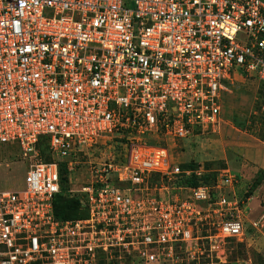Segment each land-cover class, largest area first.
Segmentation results:
<instances>
[{
    "label": "built area",
    "instance_id": "2783aa9c",
    "mask_svg": "<svg viewBox=\"0 0 264 264\" xmlns=\"http://www.w3.org/2000/svg\"><path fill=\"white\" fill-rule=\"evenodd\" d=\"M247 78L264 85V0H0V264H167L240 241L241 175L203 183L168 145L214 131ZM61 165L89 172L68 191L84 218L53 215Z\"/></svg>",
    "mask_w": 264,
    "mask_h": 264
},
{
    "label": "rangeland",
    "instance_id": "374dc122",
    "mask_svg": "<svg viewBox=\"0 0 264 264\" xmlns=\"http://www.w3.org/2000/svg\"><path fill=\"white\" fill-rule=\"evenodd\" d=\"M229 90L223 95L214 131L169 143L168 152L177 163H194L213 174L229 169L241 175L239 192L249 198L244 235L240 241L227 240L220 244L219 252L208 258L203 254L190 260L178 249L173 261L167 264H264V85L247 78L234 82ZM8 158H13V154ZM88 181L87 170L77 171L71 175V183L67 178L64 188L76 191ZM79 216V212L72 215Z\"/></svg>",
    "mask_w": 264,
    "mask_h": 264
},
{
    "label": "trees",
    "instance_id": "16d2710c",
    "mask_svg": "<svg viewBox=\"0 0 264 264\" xmlns=\"http://www.w3.org/2000/svg\"><path fill=\"white\" fill-rule=\"evenodd\" d=\"M41 150H46L45 147H41ZM45 152V151H44ZM195 168L197 167L194 163H189L183 166V168ZM208 170V169H207ZM60 174V192L55 195L53 200V215L56 220L67 221V220H77L87 216L86 208L82 206L81 201L76 196H68V190H65V185L67 184V173L64 169V166L61 165L59 167ZM214 178V174H209L205 178H202L203 183H208ZM183 184L197 186V182L195 180L185 181ZM246 196V195H245ZM247 198V196H246ZM76 212H79V217H72ZM110 264H116L115 262H111ZM124 264H129V260L125 259Z\"/></svg>",
    "mask_w": 264,
    "mask_h": 264
}]
</instances>
